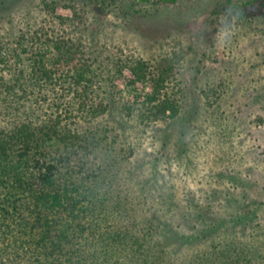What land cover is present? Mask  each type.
Instances as JSON below:
<instances>
[{
  "label": "rangeland",
  "instance_id": "374dc122",
  "mask_svg": "<svg viewBox=\"0 0 264 264\" xmlns=\"http://www.w3.org/2000/svg\"><path fill=\"white\" fill-rule=\"evenodd\" d=\"M40 27L104 61L166 68L173 119L145 125L113 109L102 122L133 149L125 177L168 264L226 243L264 253V0H0V46Z\"/></svg>",
  "mask_w": 264,
  "mask_h": 264
},
{
  "label": "trees",
  "instance_id": "16d2710c",
  "mask_svg": "<svg viewBox=\"0 0 264 264\" xmlns=\"http://www.w3.org/2000/svg\"><path fill=\"white\" fill-rule=\"evenodd\" d=\"M166 71L104 61L51 28L0 46V264H168L125 177L133 149L102 122L113 109L145 125L173 119ZM185 264H264V253L226 243Z\"/></svg>",
  "mask_w": 264,
  "mask_h": 264
},
{
  "label": "water",
  "instance_id": "95a60500",
  "mask_svg": "<svg viewBox=\"0 0 264 264\" xmlns=\"http://www.w3.org/2000/svg\"><path fill=\"white\" fill-rule=\"evenodd\" d=\"M92 9L94 10V12H96L99 15H103L104 11L96 4L92 5Z\"/></svg>",
  "mask_w": 264,
  "mask_h": 264
}]
</instances>
